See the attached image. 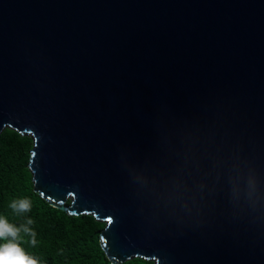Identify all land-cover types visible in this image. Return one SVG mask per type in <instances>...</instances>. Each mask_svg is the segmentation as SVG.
I'll list each match as a JSON object with an SVG mask.
<instances>
[{"label": "water", "instance_id": "95a60500", "mask_svg": "<svg viewBox=\"0 0 264 264\" xmlns=\"http://www.w3.org/2000/svg\"><path fill=\"white\" fill-rule=\"evenodd\" d=\"M5 128L111 263L264 264V0H0Z\"/></svg>", "mask_w": 264, "mask_h": 264}, {"label": "trees", "instance_id": "16d2710c", "mask_svg": "<svg viewBox=\"0 0 264 264\" xmlns=\"http://www.w3.org/2000/svg\"><path fill=\"white\" fill-rule=\"evenodd\" d=\"M32 146L29 136L12 128L0 133V216L13 224L23 223L25 218L33 221L31 233H22L18 242L24 255L36 259L37 264H113L100 244L102 221L91 214H68L34 190L28 168ZM23 198L31 200V211L14 213L10 202ZM116 264L153 262L134 257Z\"/></svg>", "mask_w": 264, "mask_h": 264}, {"label": "clouds", "instance_id": "9594fccd", "mask_svg": "<svg viewBox=\"0 0 264 264\" xmlns=\"http://www.w3.org/2000/svg\"><path fill=\"white\" fill-rule=\"evenodd\" d=\"M9 207L16 214H25L31 211L32 203L23 198L11 201ZM32 223L31 218H25L23 223L13 224L0 216V264H37L36 259L24 255L18 243L22 233H31Z\"/></svg>", "mask_w": 264, "mask_h": 264}, {"label": "snow or ice", "instance_id": "6c2138e0", "mask_svg": "<svg viewBox=\"0 0 264 264\" xmlns=\"http://www.w3.org/2000/svg\"><path fill=\"white\" fill-rule=\"evenodd\" d=\"M108 220H109V223L111 222V218H108Z\"/></svg>", "mask_w": 264, "mask_h": 264}]
</instances>
